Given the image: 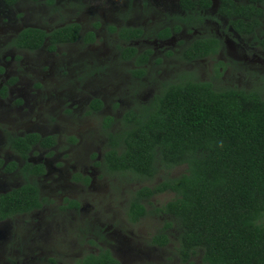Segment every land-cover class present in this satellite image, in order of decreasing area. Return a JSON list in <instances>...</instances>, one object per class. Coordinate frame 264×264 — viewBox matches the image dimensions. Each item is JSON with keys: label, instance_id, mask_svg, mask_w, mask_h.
<instances>
[{"label": "rangeland", "instance_id": "374dc122", "mask_svg": "<svg viewBox=\"0 0 264 264\" xmlns=\"http://www.w3.org/2000/svg\"><path fill=\"white\" fill-rule=\"evenodd\" d=\"M216 10L214 0L202 27L183 29L167 41L123 45L113 29H161L170 24L169 17L182 15L178 0H21L13 8L0 3V89L8 80H18L7 100L0 95V156L11 158L7 133L58 138L52 157L45 153L32 157L48 167L40 187L49 203L43 210L0 224V264H72L101 248L114 253L121 264H182L176 226L167 232L166 247L152 243L164 223L174 221L155 214L154 208L173 196L152 199L147 216L137 224L128 221L127 207L140 188L157 185L163 176L178 178L186 168L161 172L147 182L108 175L95 164L106 147L103 120L118 119L127 110L147 105L168 83L185 77L219 88L249 91L264 86V55L251 39H239ZM69 24L80 26L81 40L59 47L55 54L45 49L30 54L11 45L24 29L51 32ZM88 34L94 41L86 44ZM208 35L224 44L215 58L190 65L176 58L181 43ZM126 46L139 53L153 51L140 79L131 73L135 65L120 59V48ZM167 52L174 55L166 58ZM94 100L103 104L100 113L89 109ZM77 176L90 178V185L76 181ZM18 180V175L1 176L0 192L15 188ZM71 202L80 205L79 211L70 209ZM191 264H203L201 257Z\"/></svg>", "mask_w": 264, "mask_h": 264}, {"label": "trees", "instance_id": "16d2710c", "mask_svg": "<svg viewBox=\"0 0 264 264\" xmlns=\"http://www.w3.org/2000/svg\"><path fill=\"white\" fill-rule=\"evenodd\" d=\"M14 6L20 0H1ZM214 0H179L183 13L176 16L172 28H165L159 39H167L187 29L202 26ZM216 14L243 38H251L264 53V0H216ZM116 32V30H112ZM120 39L127 43L142 32L122 28ZM81 40L78 24H69L45 32L22 30L11 45L30 54L45 49L55 54L59 47ZM83 41V39H82ZM85 43L94 41L88 34ZM214 36L194 40L181 53V60L192 62L214 58L221 50ZM122 60L133 61L134 77L145 71L151 52L138 54L133 47L120 48ZM100 113L103 104L94 100L89 107ZM106 139L104 154L97 167L108 175H123L150 182L161 172L185 167L178 178L161 177L152 187H142L130 198L127 219L139 223L147 216V205L164 194L173 198L154 213L172 218L164 223L152 243L166 247L167 232L178 228V258L182 264L201 257L203 264H264V86L244 90L219 88L211 82L185 77L162 86L147 105L127 110L118 119L102 122ZM75 142V141H74ZM72 142V143H74ZM23 157L32 146L52 148L55 137L37 135L9 138ZM28 165L23 170L28 171ZM35 166L34 172L42 169ZM32 168V167H31ZM33 171L32 169L28 172ZM31 174V173H29ZM88 186L90 179L77 176ZM35 185L0 195V222L28 215L41 207ZM71 207H79L71 202ZM174 224V225H173ZM72 264H120L108 249H99Z\"/></svg>", "mask_w": 264, "mask_h": 264}, {"label": "flooded vegetation", "instance_id": "af4514ba", "mask_svg": "<svg viewBox=\"0 0 264 264\" xmlns=\"http://www.w3.org/2000/svg\"><path fill=\"white\" fill-rule=\"evenodd\" d=\"M21 1V0H20ZM20 1L19 2H17L14 6H8V5H5L1 0H0V3L4 6V7H7V8H13V7H15L16 5H18L19 3H20ZM178 8H179V11H180V13L183 15V13H182V11H181V9H180V7H179V0H178ZM206 15H208V13H206ZM218 16V15H217ZM176 17V16H175ZM175 17H169V25H164L165 27H160L161 29H157V28H155V29H153V30H148V31H145V30H143V29H141V28H131V29H136V30H140L141 32H142V34H141V36H140V38H138V39H136V40H132V41H129V42H127V43H125V42H123L121 39H120V37H119V31L122 29H120L119 31L118 30H116L117 31V37H118V40L123 44V45H131V44H133V43H137V42H139L140 40H149V39H156V40H159V41H167V40H169V39H171L173 36H175V35H178V34H180L181 32H182V30L183 29H187L186 27H183L182 28V30L180 31V33H178V34H173L172 36H170L169 38H167V39H159L158 38V34L163 30V29H165V28H167V27H169V28H172L173 27V25L175 24V21H174V19L173 18H175ZM219 17V16H218ZM221 18V17H220ZM223 19V18H222ZM207 20H209V18L208 19H205L204 20V22H203V24H202V26L207 22ZM225 20V19H224ZM226 21V20H225ZM227 22V21H226ZM171 26V27H170ZM202 26H199V27H197V28H200V27H202ZM227 26H228V23H227ZM197 28H190V29H187L188 31H191V30H193V29H197ZM229 28V27H228ZM28 29V28H27ZM33 29H35V28H33ZM230 29V28H229ZM25 30V29H24ZM231 30V29H230ZM115 33V32H114ZM236 34V33H235ZM237 35V34H236ZM210 36H213V35H208V36H202V37H199V38H196V39H194V40H197V39H200V38H204V37H210ZM215 37V36H214ZM215 38H217L220 42H221V50L219 51V53L224 49V44H223V42L221 41V38H218V37H215ZM238 38L239 39H251V38H243V37H240L239 35H238ZM193 40V41H194ZM252 41H253V39H251ZM193 41H191V42H189V43H181V45L180 46H182V48H181V50L180 51H178V56H176V58L179 60V61H181L182 63H184V64H187V65H190V64H194V63H196V62H199V61H203V60H207V59H213V58H206V59H202V60H195V61H192V62H184V61H182L181 60V53L185 50V48L190 44V43H192ZM255 43V42H254ZM255 45H256V49L257 50H259L263 55H264V53L257 47V44L255 43ZM136 49V48H135ZM136 51H137V49H136ZM146 52H151V54L153 55V51L152 50H150V49H148V50H145V51H143V52H138L137 51V53L138 54H145ZM219 53L217 54V55H219ZM152 55L149 57V60H148V63H149V61H150V58L152 57ZM174 54L173 53H170V52H167V53H165V57L166 58H170V57H172ZM216 55V56H217ZM215 56V57H216ZM214 57V58H215ZM120 59L122 60V56H121V52H120ZM123 62H132L133 64H134V62L131 60V61H124V60H122ZM148 63L145 65V64H143L142 66H141V68L142 69H144V71H145V68H146V66L148 65ZM145 74H146V72L144 73V75L143 76H145ZM142 76V77H143ZM142 77H140V78H142ZM139 78V79H140ZM190 78V77H189ZM191 80L193 81V79L191 78ZM17 82H18V80L16 79V78H12V79H10V80H8L7 82H6V84L4 85V86H2L1 87V89H0V95H1V97H2V99H4V100H7V98H8V95H9V90L13 87V86H15L16 84H17ZM198 82V81H197ZM21 102H19V104H20ZM37 135V136H39L41 139H44V138H47V137H55V142H56V145H54V147H52V148H44V147H41V146H38V145H35V146H32L31 147V149H30V151L27 153V158L25 159L24 157H23V155L22 154H24V153H20L16 148H13L12 147V145L9 143V138H16V137H19V138H22V137H24L25 135ZM7 146H8V151L10 152V154H11V158L10 159H8L7 158V156L6 155H3V156H0V178H1V176H5V177H13V176H16V175H18L19 176V180H18V183L16 184V186H15V188H12V187H8L7 189H5V191L4 192H0V195H7V194H10L11 192H13V191H18V190H21L23 187H26V186H32V185H35L36 186V188L38 189V195H39V198H40V201H42V204H41V207L40 208H38L36 211H33V212H38V211H40V210H43V208L49 203V202H47V200L45 199V198H43L42 197V194H41V187H40V184H41V180L42 179H44L45 177H46V175H47V171H48V167H47V165H46V163H43V162H40V163H37V162H35V161H33L32 160V157H34L36 154H38V153H45V156H47V157H52L53 155H54V150L57 148V146H58V138L56 137V136H41V135H39V134H36V133H28V134H24V135H22V136H14V135H11V134H9V133H7ZM6 146V147H7ZM26 165H28L29 167H28V171L29 170H33V171H30V172H28V171H25V170H23L24 168H25V166ZM35 166H37V167H39V168H41L42 170L40 171V172H34V167ZM32 167V168H31ZM36 167V168H37ZM29 173H31V174H29ZM90 179V178H89ZM90 182H91V179H90ZM89 185H90V183H89ZM11 188V189H10ZM77 205H79L78 203H77ZM70 209L71 210H73V211H79V209H80V205H79V207L77 208V207H75V206H73V207H71L70 206ZM33 212H31V213H33ZM29 215V214H28ZM22 216H25V215H22ZM17 217H20V216H17ZM12 220V219H11ZM7 221H9V220H7ZM4 222H6V221H4ZM4 222H0V224L1 223H4ZM109 250V249H108ZM110 251V250H109ZM111 252V251H110ZM111 254H112V256L115 258L116 256L114 255V253H112L111 252ZM117 258V257H116ZM115 258V259H116ZM118 259V258H117ZM116 259V260H117ZM120 264H121V262L119 261V260H117Z\"/></svg>", "mask_w": 264, "mask_h": 264}]
</instances>
